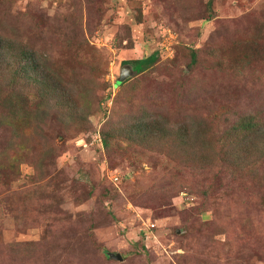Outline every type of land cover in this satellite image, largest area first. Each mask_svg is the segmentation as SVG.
Returning <instances> with one entry per match:
<instances>
[{"label": "rangeland", "instance_id": "374dc122", "mask_svg": "<svg viewBox=\"0 0 264 264\" xmlns=\"http://www.w3.org/2000/svg\"><path fill=\"white\" fill-rule=\"evenodd\" d=\"M0 44V264H264V131L221 149L264 120V0H0Z\"/></svg>", "mask_w": 264, "mask_h": 264}, {"label": "trees", "instance_id": "16d2710c", "mask_svg": "<svg viewBox=\"0 0 264 264\" xmlns=\"http://www.w3.org/2000/svg\"><path fill=\"white\" fill-rule=\"evenodd\" d=\"M30 26H32V25H30ZM1 45L2 44H0V46ZM32 52H33L32 56L19 54V58H23V61H21V62L19 61L20 70H17L16 68L15 69H16V71L22 72L21 73L22 78L26 77L27 79L35 80L37 78L30 76L29 71H30V69H37L39 66L36 63L32 62V60H34L36 58V52L35 51H32ZM158 56H159V52L154 51V52L147 54L146 56H143L140 58L124 60L122 63H123V65L127 64V63L132 65L134 67L135 74H139V73L146 71L147 68L154 65L158 60ZM190 56L191 57H190L189 68H193L194 66H196L198 64V60H200V59L198 57V53L194 49H192ZM137 84L140 85L139 80H135L134 86ZM70 99L71 98H68V100H70ZM74 108L77 109V106H74ZM193 110L195 112H198L195 110V108ZM87 114L88 113H84V112L82 113V115L84 117H87ZM196 117H199V118L194 122V125L191 126V128H188L187 126H182L181 128L176 127V126H170L169 127V125L166 124L165 126L161 125V128H159V129L162 130L164 128L166 135L173 137L174 139H176V141L179 144H181L185 147L184 151L189 149V148H186L187 145H190L193 148V150L195 151V149H194L195 146H197L198 143H201L202 136H203L202 129L206 125V120L204 121L203 118H201V116H196ZM196 117H193L192 119H194ZM149 120L150 119H147V120L139 119V120H137L138 125H137L136 129L134 128V130H136V134H138L139 136H144V134H146L145 139L150 138V137H154V136H158L160 134L159 133L160 131H158V133L152 132L155 129V126L157 123L151 124L149 122ZM201 120H202V122H201ZM146 130H147V132L145 133ZM263 131H264V120H257L254 117H250L247 119L241 118V123L239 124V126H238V124L235 126H232L231 128H229L228 130H226L223 133V139H222L223 145L221 146V149L223 151L222 157L226 156V155L227 156L233 155V157L231 159H229L228 161H227V159H225L223 162H224V164L227 162H229L230 164H233L232 167L235 169L233 172L234 175L240 174V176H241V173L243 171V169L241 168L242 167L241 162L242 161L244 163L246 162L245 159L242 158V153H241L240 147L243 144H246L249 142L248 138L255 137L256 134L261 133ZM99 134L101 135V132H99ZM107 137H108V133L103 132L102 138L105 141V145L108 144V138ZM228 138H230L231 141L229 143H226ZM250 145H252V144H250ZM224 164H222V165H224ZM240 169H242V171ZM181 176L183 177L184 174L182 173ZM258 182H264V177L263 176L260 177L258 179Z\"/></svg>", "mask_w": 264, "mask_h": 264}, {"label": "water", "instance_id": "95a60500", "mask_svg": "<svg viewBox=\"0 0 264 264\" xmlns=\"http://www.w3.org/2000/svg\"><path fill=\"white\" fill-rule=\"evenodd\" d=\"M135 72L134 67L130 64H124L121 66L120 69V75L117 79L116 84H120L121 82H123L127 77L133 75V73ZM110 256L113 258H118V259H122V255L120 253H110Z\"/></svg>", "mask_w": 264, "mask_h": 264}, {"label": "built area", "instance_id": "2783aa9c", "mask_svg": "<svg viewBox=\"0 0 264 264\" xmlns=\"http://www.w3.org/2000/svg\"><path fill=\"white\" fill-rule=\"evenodd\" d=\"M118 179H119V177L117 175H115V180H118ZM149 226H151V224Z\"/></svg>", "mask_w": 264, "mask_h": 264}]
</instances>
